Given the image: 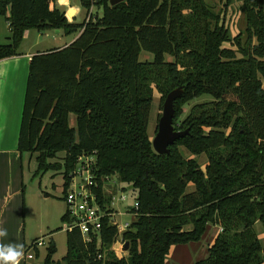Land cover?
<instances>
[{
	"label": "trees",
	"instance_id": "16d2710c",
	"mask_svg": "<svg viewBox=\"0 0 264 264\" xmlns=\"http://www.w3.org/2000/svg\"><path fill=\"white\" fill-rule=\"evenodd\" d=\"M240 1L245 28L231 36L205 0H80L85 12L101 10L80 23L69 22L56 0H0L10 32L0 60L18 54L26 30L78 33L31 56L18 150L37 153L36 173L62 169L64 193L78 159L94 155L99 204H110L104 179L111 176L138 203L122 233L126 256L108 251L116 228L105 225L101 247L66 232L65 255L54 261L50 240L42 264H166L172 247L200 241L210 225L219 231L193 264H264L254 229L259 222L264 232V0ZM142 51L152 60L140 61ZM179 86L173 126L188 133L159 155L147 131L154 92L164 100ZM203 95L210 99L181 118L182 107Z\"/></svg>",
	"mask_w": 264,
	"mask_h": 264
},
{
	"label": "crops",
	"instance_id": "0c3cea01",
	"mask_svg": "<svg viewBox=\"0 0 264 264\" xmlns=\"http://www.w3.org/2000/svg\"><path fill=\"white\" fill-rule=\"evenodd\" d=\"M56 4L57 6L66 4V0H61V3L56 2ZM69 12L74 15L76 13L75 7L70 6L68 8ZM85 14L84 10L82 19H84ZM65 15L69 21L70 17L67 14ZM3 18L5 20V17ZM27 33H30V30L24 32L18 48V54L0 60V225L5 227L9 234L8 238L3 241L4 243L14 242L23 245V257L20 260V264H32L30 261L38 258L40 248L37 249V256L33 252L34 257L32 259H28L25 252L39 238L37 237L38 234L43 233L44 235L45 231L51 229L48 223L44 225L40 222V227L36 231V226L33 222L35 220L33 217L35 200H41L38 205H43L49 200L46 194L42 195V188L46 189L47 187L45 183L42 184V181H38L37 185L35 183V178L38 177L42 180L45 172L36 173L37 166L35 167L33 159V154L35 153L20 152L18 150V138L30 58L37 52L64 47L78 36V33H73L69 41L59 46L56 45L58 43L57 36L62 34V31L55 30L53 35L56 37L54 38L46 35V38H48L46 41L42 38L43 34L36 31V34H32L29 39V41H32L31 46L47 44L39 50L30 51V47L27 50L21 48ZM43 42L45 43L43 44ZM60 170L62 172V169ZM61 174L63 179L62 194L64 195L63 172ZM65 210L66 206L64 210L63 208L60 210L61 220ZM49 239L53 241L52 237ZM50 240H48V243Z\"/></svg>",
	"mask_w": 264,
	"mask_h": 264
},
{
	"label": "rangeland",
	"instance_id": "374dc122",
	"mask_svg": "<svg viewBox=\"0 0 264 264\" xmlns=\"http://www.w3.org/2000/svg\"><path fill=\"white\" fill-rule=\"evenodd\" d=\"M207 3V6L209 9H211L213 12L220 14L222 18H224V23L228 27L230 35L235 36L238 32H241L245 28V20L244 15L241 10V1L240 0H231V3L226 7L225 2L226 0H205ZM75 7L76 13L74 15H71L68 13L69 7ZM58 7L62 10H64L65 14H67L70 19V22L73 23H80L84 19L89 20L87 15L85 14L84 19H82V16L84 14V8L82 7L80 0H66V4L58 5ZM92 10V15L95 16L96 14L100 16L101 10L97 8V6H93V8H90ZM89 9V10H90ZM87 12V11H86ZM224 14V15H223ZM66 16V15H65ZM55 30L46 31L45 33H42V38L46 41L48 38L47 36H50L52 38L56 37L53 35V32ZM32 34H36V31L30 30V33H27L25 41L22 43L21 48L23 50H27L30 47V51H36L41 49L44 45H37V46H31L32 41H29ZM73 33L66 34L63 33L58 35V43L56 45H63L64 42L69 41L70 37H72ZM10 36V32L8 29V24L5 22L4 18L0 16V44H7L9 42L8 38ZM227 47H230V44L226 45ZM235 49V47H232ZM239 56V55H238ZM153 56L149 52L142 51L139 55L140 61H146V60H152ZM164 58L166 60H172L171 56L168 54L164 55ZM264 81V80H263ZM159 94L154 92L149 118H148V126L147 131L149 136L152 138L154 137V134L156 132V127L158 123V119L161 115L162 111V103L164 100H161L159 98ZM210 97L207 95L200 96L198 98H195L185 104L182 107V115L181 118L189 111L192 105L204 102L209 100ZM70 125L75 126V117L74 115H70L69 118ZM184 151V150H183ZM184 154L188 156L189 154L184 151ZM37 156V153L33 154V159L35 161V167L37 166L35 157ZM63 156V153H59L57 156V159L50 160V162H54L56 160H60ZM195 160L200 164L204 165L206 162V156L205 154H200L195 156ZM61 170H48L44 173L43 178H35L36 185L38 181H42V184L45 183L47 186L46 189L43 187V193L42 195L46 194L48 197V201L43 203V205H38L41 200H35V207H34V224L36 226V231L40 227V222L42 224L48 223L50 225V230L45 231L44 235L43 233L38 234L37 237L43 238L45 244L48 243L49 238L52 237L56 251L53 254L52 259L54 261L61 260V258L66 253V232H64L61 227L63 226V222L60 219L61 217V208L63 210L65 209V202L62 199V174ZM112 183L113 185H108ZM107 187H104L105 191L110 194V197L112 198V207L117 210L119 213H121V216L116 215V219L118 222L124 223V222H131L133 220V214L127 212L128 207L133 206L135 201V195L134 192L131 191V189L128 187V185L123 184L121 182H118L115 177H110V181L106 183ZM36 188V187H35ZM124 188V189H123ZM37 190V188H36ZM68 191V188L66 189ZM37 192V191H35ZM37 196V195H36ZM120 196H124L125 199L122 201L120 200ZM65 205V206H64ZM63 213V212H62ZM26 227H28L26 225ZM30 228V226H29ZM59 228V230H56ZM254 229L256 231L257 237L262 243V246L264 247V232L262 229V226L259 222H257L254 225ZM219 231V228L217 226L210 225L208 229L206 230L203 237L200 239V241L195 243H188L185 245H177L170 249V252L166 258V264H193L195 261L202 259L206 256L207 248L211 245L213 242V239L216 235V233ZM52 232V233H49ZM51 235V236H50ZM38 238V239H39ZM48 244L44 245V247H40L39 250V256L38 258L34 259L33 261H30L32 264H42L43 259L46 256V247ZM127 255V251L125 254H118L116 257H124Z\"/></svg>",
	"mask_w": 264,
	"mask_h": 264
},
{
	"label": "built area",
	"instance_id": "2783aa9c",
	"mask_svg": "<svg viewBox=\"0 0 264 264\" xmlns=\"http://www.w3.org/2000/svg\"><path fill=\"white\" fill-rule=\"evenodd\" d=\"M61 3V0H56ZM93 8V6H91ZM92 10H88L86 15L88 19L92 15ZM71 14V12H69ZM72 15V14H71ZM95 163L94 155L80 157L76 168L69 173L68 191L63 195L66 204L65 219L62 221L61 229L64 232L78 231L82 241L87 244L94 242L96 247H101V230L103 226H114L116 228V235L108 248L115 256L118 254H125L123 245L126 241L122 238V233L127 230L131 222L119 223L116 215L121 216L117 210L112 207V198L109 206L102 207L93 192L96 187V181L92 174V166ZM104 180L110 181L108 177ZM110 185H113L110 183ZM120 200H124V196H120ZM134 209L138 208V203L134 201ZM128 207L127 212H130ZM133 214V213H131ZM135 214H133V219ZM47 244V243H46ZM43 238L35 240L26 250L25 255L28 259L34 257V248H40L46 245ZM104 254L98 253L97 257L102 258Z\"/></svg>",
	"mask_w": 264,
	"mask_h": 264
},
{
	"label": "water",
	"instance_id": "95a60500",
	"mask_svg": "<svg viewBox=\"0 0 264 264\" xmlns=\"http://www.w3.org/2000/svg\"><path fill=\"white\" fill-rule=\"evenodd\" d=\"M125 0H108L109 6H114ZM184 91V86H179L168 92L162 103L161 115L158 119L156 132L151 140L153 150L159 154L169 153V146L175 141L184 137L188 133L186 130H175L173 119L175 116L174 101L181 97ZM129 243L126 241L123 245V250L127 251Z\"/></svg>",
	"mask_w": 264,
	"mask_h": 264
},
{
	"label": "clouds",
	"instance_id": "9594fccd",
	"mask_svg": "<svg viewBox=\"0 0 264 264\" xmlns=\"http://www.w3.org/2000/svg\"><path fill=\"white\" fill-rule=\"evenodd\" d=\"M8 235V230L0 225V264H20L23 245L14 242L4 243Z\"/></svg>",
	"mask_w": 264,
	"mask_h": 264
}]
</instances>
